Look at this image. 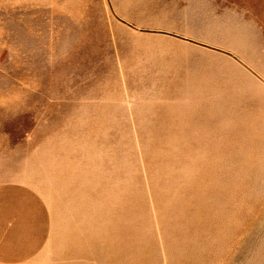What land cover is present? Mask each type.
I'll return each mask as SVG.
<instances>
[{
  "label": "rangeland",
  "instance_id": "1",
  "mask_svg": "<svg viewBox=\"0 0 264 264\" xmlns=\"http://www.w3.org/2000/svg\"><path fill=\"white\" fill-rule=\"evenodd\" d=\"M254 64L264 0H0L18 264H264Z\"/></svg>",
  "mask_w": 264,
  "mask_h": 264
},
{
  "label": "crops",
  "instance_id": "2",
  "mask_svg": "<svg viewBox=\"0 0 264 264\" xmlns=\"http://www.w3.org/2000/svg\"><path fill=\"white\" fill-rule=\"evenodd\" d=\"M255 26H256V30L259 33L263 32L261 26H258L257 24ZM254 70L264 78V71L260 70L255 64H254ZM10 206H12V204H10ZM27 240H28V235H22L20 237V235L16 233H12V231H9L7 229H4L3 232L0 233V264H18L23 262L24 259H29L30 256L32 255L30 253H32L33 250L21 251L18 248V244H17L19 241H27ZM32 257L30 259H32ZM30 261L31 260L27 261V263L31 264Z\"/></svg>",
  "mask_w": 264,
  "mask_h": 264
}]
</instances>
